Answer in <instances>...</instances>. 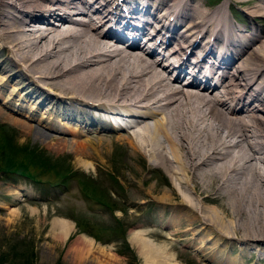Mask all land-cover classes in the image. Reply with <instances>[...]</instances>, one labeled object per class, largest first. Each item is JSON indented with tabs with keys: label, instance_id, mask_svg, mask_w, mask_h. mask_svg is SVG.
<instances>
[{
	"label": "bare ground",
	"instance_id": "bare-ground-1",
	"mask_svg": "<svg viewBox=\"0 0 264 264\" xmlns=\"http://www.w3.org/2000/svg\"><path fill=\"white\" fill-rule=\"evenodd\" d=\"M259 2L245 11L250 20L262 16ZM222 4L206 10L192 0H0V55L7 53L0 121L25 133L36 121L59 136L47 137L54 144L79 155L83 170L85 160L101 159L107 139L127 141L145 156L147 170L164 175L166 188L148 187L140 201H153L164 223L129 233L143 264H180L178 245L204 264H245L242 255L254 250L264 263V31L233 27ZM125 32L130 48H117L114 40ZM206 57L217 86L209 77L182 83L184 65L195 72ZM91 105L124 107L130 112L107 118L134 124L109 127L86 116ZM50 228L60 239L73 229L66 217H54ZM78 237L74 251L82 259L96 245Z\"/></svg>",
	"mask_w": 264,
	"mask_h": 264
},
{
	"label": "rangeland",
	"instance_id": "rangeland-1",
	"mask_svg": "<svg viewBox=\"0 0 264 264\" xmlns=\"http://www.w3.org/2000/svg\"><path fill=\"white\" fill-rule=\"evenodd\" d=\"M192 1L203 3L206 10L214 8L208 0ZM224 1L218 0L216 4L223 3L231 25L242 28L247 24H258L264 31V11L260 18L255 16L253 20L245 14V11H253L260 0L244 5L239 0H231L229 5ZM226 7L238 18V24L229 17ZM121 10L125 14L126 9ZM260 40L264 41V36ZM6 56L7 53L0 55V61ZM40 116L38 112L37 117ZM134 121L129 118L130 123ZM28 122L39 134L35 131L25 133L19 124L0 121V264H96V258L103 264H143L137 249L129 241V233L141 226L144 229L150 224L164 223L153 210V201L148 206L140 202L145 200L144 191L148 187L166 188L161 180L164 178L162 172L147 170L145 156L135 154L127 141L108 139L104 140L106 152L100 156L102 160L96 157L93 158L95 161L83 159L89 163L83 170L76 161L78 154L54 144L53 138L59 136L43 130L36 121ZM50 136L53 138L49 140L47 137ZM4 141L18 148L15 156L10 152L13 160L8 162L7 152L2 151ZM36 159L38 162H56L58 165L54 170L57 173L48 165L38 167ZM20 162L33 176L24 178L19 173L17 164ZM54 217H66L73 223V229L66 232L65 239L51 234L50 223ZM81 232L94 239L96 245L93 251H85L82 259L74 251L78 236L84 235ZM155 238H151L153 244ZM98 246L104 248L102 254L97 250ZM174 250L180 264H204L188 246L178 245ZM242 257L247 260L245 264H260L255 250L252 254L244 252Z\"/></svg>",
	"mask_w": 264,
	"mask_h": 264
},
{
	"label": "trees",
	"instance_id": "trees-1",
	"mask_svg": "<svg viewBox=\"0 0 264 264\" xmlns=\"http://www.w3.org/2000/svg\"><path fill=\"white\" fill-rule=\"evenodd\" d=\"M4 150H2V151H4L5 153H6V155H10L11 153V151H12V154L11 155H14L15 156V153L17 152V150H18V148H16V147H14V146H12V145H10L9 143L7 144V143H5V141H4V145H3V147H2ZM22 149H20V151H21ZM13 156V157H14ZM11 161V160H13V158H12V156H11V158H10V156H9V158H8V160L6 161V162H8V161ZM38 159H36V165L38 166V167H41V166H50V170H53L55 173H57V170H54L55 168H54V166L56 167V165H58L56 162H52V163H48V162H43V161H41V162H38L37 161ZM17 166H18V168H19V173H22V175H24V177L25 178H29V177H31V176H33L32 174H31V176H30V174L27 172V170H28V168L26 167V166H24L23 165V163L22 162H20V164H17ZM62 171H63V169H62ZM64 172V171H63ZM35 174V173H34ZM37 175V174H36Z\"/></svg>",
	"mask_w": 264,
	"mask_h": 264
}]
</instances>
